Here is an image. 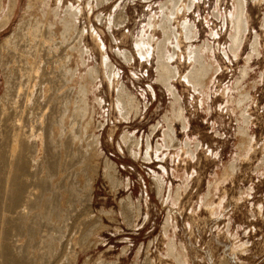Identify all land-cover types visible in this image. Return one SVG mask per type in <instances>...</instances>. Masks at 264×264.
I'll return each mask as SVG.
<instances>
[{
	"label": "rangeland",
	"instance_id": "obj_1",
	"mask_svg": "<svg viewBox=\"0 0 264 264\" xmlns=\"http://www.w3.org/2000/svg\"><path fill=\"white\" fill-rule=\"evenodd\" d=\"M234 1H60L88 30L69 58L97 175L73 202L92 219L77 261L55 242L49 264H264V0ZM2 53L0 110L17 82Z\"/></svg>",
	"mask_w": 264,
	"mask_h": 264
},
{
	"label": "bare ground",
	"instance_id": "obj_2",
	"mask_svg": "<svg viewBox=\"0 0 264 264\" xmlns=\"http://www.w3.org/2000/svg\"><path fill=\"white\" fill-rule=\"evenodd\" d=\"M60 1L52 8L45 0H26L14 30L0 42V54H7L17 80L10 87L6 79L10 94L0 110V264H49L47 250L53 254L55 242H62L75 263L72 240L92 222L73 202L78 191L87 192V201L91 198L98 143L94 135L88 144L89 125L81 121L90 90L87 83H74L78 68L70 67L69 58L74 41L86 50L79 38L88 30L81 26L75 39L71 31L82 7L78 3L62 10ZM17 3L0 0V31ZM231 5L234 10L236 2ZM243 21L247 27V18ZM219 69L215 61L211 79Z\"/></svg>",
	"mask_w": 264,
	"mask_h": 264
},
{
	"label": "crops",
	"instance_id": "obj_3",
	"mask_svg": "<svg viewBox=\"0 0 264 264\" xmlns=\"http://www.w3.org/2000/svg\"><path fill=\"white\" fill-rule=\"evenodd\" d=\"M127 64H125V66H126ZM127 67V66H126Z\"/></svg>",
	"mask_w": 264,
	"mask_h": 264
}]
</instances>
